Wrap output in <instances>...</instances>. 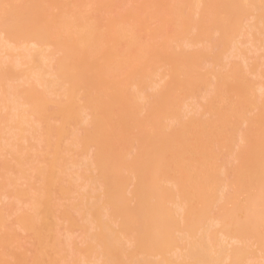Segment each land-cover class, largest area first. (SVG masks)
<instances>
[{
	"label": "rangeland",
	"instance_id": "1",
	"mask_svg": "<svg viewBox=\"0 0 264 264\" xmlns=\"http://www.w3.org/2000/svg\"><path fill=\"white\" fill-rule=\"evenodd\" d=\"M17 8L0 264H264V0H1L0 16Z\"/></svg>",
	"mask_w": 264,
	"mask_h": 264
},
{
	"label": "bare ground",
	"instance_id": "2",
	"mask_svg": "<svg viewBox=\"0 0 264 264\" xmlns=\"http://www.w3.org/2000/svg\"><path fill=\"white\" fill-rule=\"evenodd\" d=\"M1 1V0H0ZM251 4V3H250ZM96 8H98V7H96ZM251 8V7H250ZM96 10V9H95ZM100 10V9H99ZM13 11V13H11V15L12 16H10V17H8V19L7 20H3V18L0 16V29H7L8 27H10L11 26V24L13 23V22H15V21H17V20H19V14H20V10L17 8L16 10H12ZM11 11V12H12ZM98 11V10H97ZM97 13V12H96ZM95 14V13H94ZM94 16V15H93ZM95 18V17H94ZM90 19V18H89ZM264 19V18H263ZM227 21H228V23H227V26H226V28H225V38L223 37L222 38V42L226 45L227 44V42L226 41H228V39H227V36H229V35H231V34H234V32H236V31H238V29H239V26H240V22H239V20L236 18V19H234V20H228L227 19ZM89 22V21H88ZM93 22V21H92ZM27 35V34H26ZM25 35V36H26ZM38 45L39 44V42H33V45ZM233 45V44H232ZM235 48V47H234ZM23 63V62H22ZM19 65H21V64H19ZM24 65V64H23ZM68 73V72H67ZM38 76V75H37ZM66 79H68V78H66ZM69 80V84H71V85H75L76 83H75V81H74V78L73 79H68ZM7 88L8 87H4V85L2 84V80L0 79V107L3 109V110H7L8 108H9V102H7V100H9L8 99V91H7ZM9 90V89H8ZM10 91V90H9ZM9 94H12V93H9ZM13 97V96H12ZM11 98V97H10ZM25 99V98H24ZM15 101V100H14ZM7 104V105H6ZM26 105V104H25ZM28 105V104H27ZM13 107L11 106V109H12ZM17 108V107H16ZM19 109V108H18ZM17 111V110H16ZM11 113H13V112H11ZM155 113H156V111H155ZM158 113V112H157ZM154 115V114H153ZM12 117H13V115H12ZM15 117H17V115L15 114L14 115V117L12 118V119H14ZM9 119V118H8ZM11 119V120H12ZM21 122H22V119H21ZM257 146H261V144H258ZM117 172V171H116ZM119 173V172H118ZM251 183V182H250ZM85 189H86V187H84ZM255 195H256V193H255V188L252 186V187H249L248 188V190L246 191V193H245V197H246V201L247 202H250V203H252V202H254V199H255ZM44 197V196H43ZM41 202H43V201H41ZM42 207H44V206H42ZM45 208V207H44ZM248 207H245L244 208V211L245 212H247L248 211ZM249 214V213H248ZM232 215H234L233 213H232ZM251 215V214H250ZM234 217V216H233ZM233 217L231 218V217H229V216H226L225 217V219H224V224H229V222H230V220L232 221L233 220ZM86 220H87V222H89L90 220H89V216H88V218H86ZM147 220V219H146ZM148 221V220H147ZM94 222V221H93ZM218 223V222H217ZM89 224H90V222H89ZM92 225H94L93 223H92ZM91 224H90V226H92ZM99 225V224H98ZM223 226V225H222ZM91 228V227H90ZM212 228V227H211ZM92 229H94V228H92ZM199 229V228H198ZM231 229V228H230ZM209 230V229H208ZM237 233L236 234H238L239 233V235H238V237H235L233 240H237L236 242H242V240H243V238H242V236L243 237H246L245 235V233L243 232V230H242V227L240 226V225H238V227L236 228V230H235ZM183 234V233H182ZM245 234V235H244ZM153 235V234H152ZM152 235H150L149 237H147V238H149V239H147V238H145L143 241H144V243H146L147 242V240H152V238H153V236ZM205 235V234H204ZM186 236H187V234H186ZM141 238H143V237H141ZM233 238V237H232ZM231 238V239H232ZM211 239V238H210ZM111 241V240H110ZM138 241V240H137ZM107 242H109V241H107ZM142 242V241H141ZM259 242H260V240H259ZM97 243H98V241H97ZM111 243V242H110ZM138 243V242H137ZM143 243V245H147L148 243L150 244V241H148V243H146V244H144ZM115 245H118V242L116 241V243H115ZM120 245V244H119ZM151 245V244H150ZM138 246V245H137ZM194 246V245H193ZM204 246V245H203ZM99 248V247H98ZM143 247H141V249H142ZM156 248V247H155ZM100 249V248H99ZM144 249V248H143ZM142 249V250H143ZM200 249V248H199ZM204 249V248H203ZM203 249H202V251H203ZM119 250H121L120 248H119ZM138 250H140V249H138ZM160 250V249H159ZM217 251V250H216ZM138 252V251H137ZM196 252V251H195ZM211 252H212V249H211ZM219 252V251H218ZM221 252V251H220ZM217 253V252H216ZM115 254V253H114ZM191 254V253H190ZM194 254V253H193ZM192 254V255H193ZM205 254H206V252H205ZM221 253H219L218 254V256L220 255ZM213 255V254H212ZM99 256V255H98ZM188 256H190V255H188ZM228 257V256H227ZM103 258H105V257H103ZM111 258V257H110ZM114 258V257H113ZM112 258V259H113ZM206 258L207 257H205L204 259L206 260ZM209 259V258H208ZM224 259V258H223ZM193 260V259H192ZM100 261V260H99ZM98 261V262H99ZM102 261V260H101ZM107 261V260H106ZM201 262L203 261V260H200ZM223 261V260H222ZM110 262V261H109ZM119 262V261H118ZM164 262V261H163ZM104 263V262H103ZM111 263H113V262H110L109 264H111ZM113 264H115V263H113ZM120 264H122V263H120ZM198 264H201L200 262L198 263ZM204 264V263H203ZM212 264H214V262L212 263Z\"/></svg>",
	"mask_w": 264,
	"mask_h": 264
}]
</instances>
